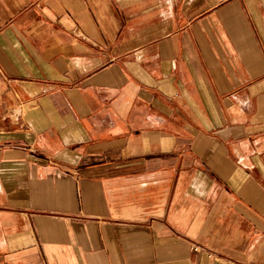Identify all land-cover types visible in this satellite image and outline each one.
Segmentation results:
<instances>
[{"label":"crops","instance_id":"obj_1","mask_svg":"<svg viewBox=\"0 0 264 264\" xmlns=\"http://www.w3.org/2000/svg\"><path fill=\"white\" fill-rule=\"evenodd\" d=\"M264 264V0H0V264Z\"/></svg>","mask_w":264,"mask_h":264},{"label":"built area","instance_id":"obj_2","mask_svg":"<svg viewBox=\"0 0 264 264\" xmlns=\"http://www.w3.org/2000/svg\"><path fill=\"white\" fill-rule=\"evenodd\" d=\"M224 264H248V263L238 261V260H234V259H229Z\"/></svg>","mask_w":264,"mask_h":264}]
</instances>
